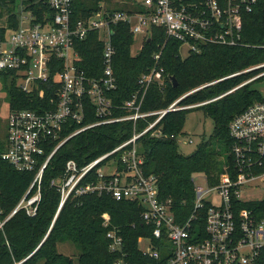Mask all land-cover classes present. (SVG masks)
Segmentation results:
<instances>
[{"label": "built area", "instance_id": "built-area-1", "mask_svg": "<svg viewBox=\"0 0 264 264\" xmlns=\"http://www.w3.org/2000/svg\"><path fill=\"white\" fill-rule=\"evenodd\" d=\"M38 1H16V9L10 15L17 13V27L9 25L7 16L0 22V89L5 87L2 78L6 72V80L10 83L15 76L17 86L27 94L39 90L44 95L41 83H53L57 98L44 108L9 107L5 149L0 152V158L18 171L35 175L26 193L7 216L3 217L0 208V230L21 209L29 216L37 214L45 170L69 139L96 126L122 121L136 124L155 116L145 129L135 131L112 151L83 164L69 159L63 175L50 181L61 193L60 205L73 194L93 192L109 194L116 200L141 202L145 208L142 219L153 226L152 236L138 239L140 252L151 260L142 264H264V216H260L264 212L234 207L236 200L264 201V198L243 196L244 185L254 181L264 183V101L254 102L232 119L229 125L231 159L224 165L219 183H208V189L195 185L194 208L183 221H179L172 200L160 198L158 179L145 174L144 156L138 151V139L149 131L153 130L156 136L164 135L158 125L168 112L207 103L180 105L185 97L221 80L258 71L229 91L232 92L264 77V62L194 88L165 109L143 111L150 87L165 83V71L159 65L162 46L154 56L155 65L141 75L139 88L131 98L117 105L109 96V92L117 88L114 25H127L135 37L143 36L142 43L150 39L153 27L163 28L167 39L188 45L189 53L199 52L207 45L244 46L248 45L243 40L244 15L254 11L259 0H137L141 11H111L102 5L100 11L78 20L73 19L74 0H43L51 8V14L45 12L39 20L31 9ZM94 32L104 43V70L98 77H90L78 64L81 55L77 43ZM90 103L95 106L97 120L83 123ZM116 109L126 112L115 115ZM74 125L77 126L75 130L61 138ZM178 141L180 144L182 136ZM52 144L53 149L45 157ZM206 196L210 200L205 199ZM212 196L220 202L215 203ZM206 204L209 207L203 215L201 212L208 206ZM103 218L104 225L109 226V214L105 213ZM107 237L111 251H123V237L117 230H109ZM125 256L126 253L114 264H131Z\"/></svg>", "mask_w": 264, "mask_h": 264}, {"label": "trees", "instance_id": "trees-1", "mask_svg": "<svg viewBox=\"0 0 264 264\" xmlns=\"http://www.w3.org/2000/svg\"><path fill=\"white\" fill-rule=\"evenodd\" d=\"M16 1L0 0V22L7 16L10 26L19 25L17 13L10 15L16 9ZM104 1L74 0L73 19L85 18L100 11ZM127 1L131 5L107 8L111 11L142 10L137 0ZM31 9L38 15L39 20L45 12L51 14V8L43 0L32 5ZM113 29L117 88L110 91L109 96L114 104L119 105L131 98L139 88V78L155 65L154 56L164 46L159 65L164 68L165 83L153 84L150 87L143 111L165 109L194 88L264 62V0H259L254 11L244 15L243 40L248 45H207L199 52L189 53L185 58L181 54L182 43L167 39L163 28L153 27L150 39L143 41L137 53L133 52L136 37L129 27L118 23ZM77 49L81 55L79 66L90 77L100 76L104 70V43L99 40L98 33H91L87 39L79 41ZM257 73L258 71L242 73L207 85L188 95L180 105L207 103L168 112L158 125L164 135H153L151 130L138 139V151L144 156V172L146 175L157 177L160 198L172 200L179 221L189 216L194 208V174L204 173L210 185L219 183L224 165L231 159L232 138L229 125L232 119L254 102L264 101L263 94L253 87L254 81L229 92ZM3 74L6 78L7 73ZM173 76L178 81L177 86L174 85ZM258 79L264 80V77ZM5 85L9 94L10 109L44 108L49 106V101L57 98L53 83H41L40 88L43 89L44 95L39 90L33 94L25 93L17 86L15 76L10 83L5 81ZM198 108L203 109L205 114L214 120V132L209 140L199 144L195 152L185 155L180 151L178 137L184 134L188 113ZM125 112L116 109L114 114L121 115ZM155 118L151 116L141 119L136 124L133 121H122L100 125L69 139L56 152L45 170L42 200L38 205L37 214L29 216L21 209L5 223L4 229L0 230V264H76L72 257L59 251V244L63 242H71L79 249L78 264H114L124 253L125 259L131 264L151 261L140 252L138 245L139 237L153 235V226L146 224L142 219L145 208L141 202L116 200L109 194L93 192L73 194L64 205H60L61 193L50 181L63 175L65 163L69 159H76L83 164L110 152L131 138L135 131L145 129ZM96 120L95 106L90 103L87 118L83 123ZM76 127H69L61 138ZM54 145L49 147L45 157ZM4 149L5 135L3 138L0 136V152ZM34 175V172L18 171L0 158V208L3 210V217L15 208L28 190ZM206 205L208 206L201 212L203 215L209 207V204ZM234 207L236 210L256 209L261 213L264 212V201L236 200ZM105 213L110 216L109 226L104 225ZM112 229L117 230L123 237V253L110 249L107 233Z\"/></svg>", "mask_w": 264, "mask_h": 264}, {"label": "rangeland", "instance_id": "rangeland-1", "mask_svg": "<svg viewBox=\"0 0 264 264\" xmlns=\"http://www.w3.org/2000/svg\"><path fill=\"white\" fill-rule=\"evenodd\" d=\"M102 5L106 7H118L123 5H131L127 0H112L108 2L105 0ZM142 35H137L135 44L133 45V52H139L140 46L142 44ZM181 54L185 58L189 55V47L188 45H183L181 47ZM6 78H2L3 85H5ZM254 88L258 89L264 96V80H256L252 84ZM0 89V136H3L6 133L7 129V116L9 115V94L7 88ZM214 120L207 116L203 109H193L191 110L187 117L184 125V134L182 136V141L180 142V151L189 155L195 152L198 148L199 144L202 141H207L210 139L214 132ZM192 142H189V140ZM226 156V155H225ZM194 183L197 187H203V189H208L209 184L207 181V177L204 173H196L194 174ZM243 196L245 198L251 199H263L264 198V183H260L259 181H254L251 185L243 186ZM205 199H209V196H206ZM211 199L215 203H219L220 200L216 196H212ZM145 244L142 243V245ZM59 251L65 255H68L73 258L76 264H78L79 260V249L71 242H63L59 244Z\"/></svg>", "mask_w": 264, "mask_h": 264}, {"label": "water", "instance_id": "water-1", "mask_svg": "<svg viewBox=\"0 0 264 264\" xmlns=\"http://www.w3.org/2000/svg\"><path fill=\"white\" fill-rule=\"evenodd\" d=\"M172 80L174 81V85L177 86V85H178V81H177V79L173 76V77H172Z\"/></svg>", "mask_w": 264, "mask_h": 264}]
</instances>
